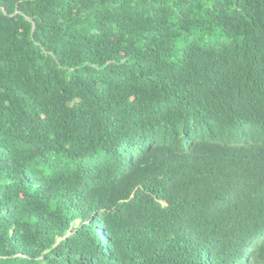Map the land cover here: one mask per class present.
Segmentation results:
<instances>
[{
    "label": "trees",
    "instance_id": "trees-1",
    "mask_svg": "<svg viewBox=\"0 0 264 264\" xmlns=\"http://www.w3.org/2000/svg\"><path fill=\"white\" fill-rule=\"evenodd\" d=\"M0 264H264V0H0Z\"/></svg>",
    "mask_w": 264,
    "mask_h": 264
}]
</instances>
